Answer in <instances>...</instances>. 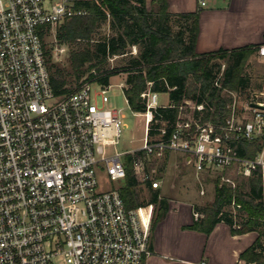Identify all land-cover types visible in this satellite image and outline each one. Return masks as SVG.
Returning a JSON list of instances; mask_svg holds the SVG:
<instances>
[{
	"label": "built area",
	"instance_id": "built-area-1",
	"mask_svg": "<svg viewBox=\"0 0 264 264\" xmlns=\"http://www.w3.org/2000/svg\"><path fill=\"white\" fill-rule=\"evenodd\" d=\"M85 13L74 0H0V264H145L151 205L128 210L119 188H99L97 178L101 170L110 181H122L126 155L137 180L153 188L159 181L145 171L144 157L170 150L187 155L197 173L219 168L247 178L259 171L264 181V147L248 159L235 146L264 138V107L249 105L264 104V74L260 89L240 109L233 99L221 123L193 117L190 110H202V103L179 106L180 119L168 135L166 122L153 120L158 92L147 89L145 111L134 112L143 116L141 147L109 154L123 125V115L104 106L110 85L90 80L56 95L45 58L48 35L58 45L57 27ZM255 52L264 57V43Z\"/></svg>",
	"mask_w": 264,
	"mask_h": 264
},
{
	"label": "trees",
	"instance_id": "trees-1",
	"mask_svg": "<svg viewBox=\"0 0 264 264\" xmlns=\"http://www.w3.org/2000/svg\"><path fill=\"white\" fill-rule=\"evenodd\" d=\"M74 7L86 13L64 19L56 29V42L68 48L65 60L55 61L52 47L45 45L50 84L56 95L74 91L90 80L109 86V77L119 71L125 74L123 94L133 112L145 111L141 94L147 89L168 93L173 106L153 110V120H158L155 125L166 122L168 135L180 119L181 105L202 103V110H190L194 118L199 122H223L231 111L232 93L247 84L245 64L257 45L198 53V10L172 13L169 0H151L149 6L146 0H74ZM104 23L112 33L95 37ZM133 46L135 54L130 50ZM127 54L116 71H100L108 58ZM221 61L225 63L223 69ZM154 133V129L149 130V134ZM235 146L242 157L253 159L264 147V138L241 139ZM124 166L125 177L119 185L124 205L129 210L153 204L151 233L167 212L168 199L150 182L145 183L147 201L141 199L130 155H126ZM232 201L240 205L236 214L229 209ZM197 209L202 216L194 220L193 229L209 233L223 221L232 234L256 231L257 238L239 254L237 264H264V181L259 171L240 179L234 187L216 179L213 200Z\"/></svg>",
	"mask_w": 264,
	"mask_h": 264
},
{
	"label": "crops",
	"instance_id": "crops-1",
	"mask_svg": "<svg viewBox=\"0 0 264 264\" xmlns=\"http://www.w3.org/2000/svg\"><path fill=\"white\" fill-rule=\"evenodd\" d=\"M150 1L146 0L148 6ZM169 10L199 11L195 42L198 53L264 43V0H226L223 5L210 6L207 2L200 6L198 0H169ZM162 93L168 101L160 106H165L169 97L168 93ZM165 152L181 155L194 169L182 152ZM161 179L157 178L159 184ZM193 213L191 202L168 198L167 212L150 233L151 252L145 264H237L239 254L257 238L256 231L232 234L223 221L216 223L209 233L193 229L191 225L196 220Z\"/></svg>",
	"mask_w": 264,
	"mask_h": 264
},
{
	"label": "rangeland",
	"instance_id": "rangeland-1",
	"mask_svg": "<svg viewBox=\"0 0 264 264\" xmlns=\"http://www.w3.org/2000/svg\"><path fill=\"white\" fill-rule=\"evenodd\" d=\"M207 5H223L226 0H205ZM112 31L109 29L108 24L104 23L99 29L95 37L102 35H110ZM46 45L52 47L53 59L55 61L63 62L67 56L68 48L63 52L57 51V46L53 41V35L49 34L46 38ZM131 53H136V47L130 48ZM129 54L125 56H113L108 58L107 63L101 65L100 71L104 72L108 69H119L123 65L124 60ZM222 62V61H221ZM225 63H221V69H223ZM262 74H264V57H260L257 53H253L244 68V76L247 78V84L237 93H232V97L235 100V106L240 109L241 105L253 95V93L260 89ZM123 82L124 77L121 72L117 71L114 75L109 77V88L107 92L108 101L105 103V107L116 109L123 115V125L121 127V134L118 141L106 148L109 154L115 152L129 151L141 147L143 143V116L134 113L125 101L123 94ZM93 86H96L93 83ZM168 101L167 95L160 93L158 96V105L166 104ZM126 156L122 157L125 160ZM145 171L150 175L160 180V186L156 187L160 190L161 195L165 198L182 199L189 201L193 204L194 210L198 213V207H203L209 204L214 197V183L215 180H219L220 183H226L221 179V174L230 177L235 183H237L242 177L236 174L234 170H221L213 169L211 172L197 173L192 169V166L187 165L182 156L174 153H164L160 157L146 156L145 155ZM97 178L99 180V188H105L107 186H117L122 181H110L103 171L97 172ZM141 188V199L147 201L149 195L145 186V182L139 181ZM234 187L233 185H231ZM203 190V193L201 192ZM151 205L153 213V204ZM230 211L233 214L238 212L237 207L230 206ZM202 216V214H200ZM236 221L238 219L234 217ZM234 227H238L234 224Z\"/></svg>",
	"mask_w": 264,
	"mask_h": 264
},
{
	"label": "water",
	"instance_id": "water-1",
	"mask_svg": "<svg viewBox=\"0 0 264 264\" xmlns=\"http://www.w3.org/2000/svg\"><path fill=\"white\" fill-rule=\"evenodd\" d=\"M249 105H250V106H253V107H259V108L264 107V104H262V103H257V102H250Z\"/></svg>",
	"mask_w": 264,
	"mask_h": 264
}]
</instances>
